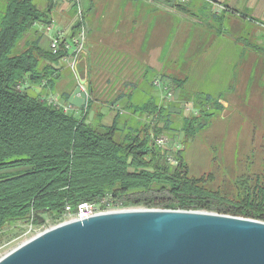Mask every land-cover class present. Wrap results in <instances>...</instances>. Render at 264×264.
Returning a JSON list of instances; mask_svg holds the SVG:
<instances>
[{"label":"trees","instance_id":"trees-1","mask_svg":"<svg viewBox=\"0 0 264 264\" xmlns=\"http://www.w3.org/2000/svg\"><path fill=\"white\" fill-rule=\"evenodd\" d=\"M46 1L41 10L34 0H7L0 19V172L23 169L0 174V241L8 229L29 224L33 215L36 226L47 217L57 223L67 205L77 212L79 204L100 202L108 195L125 209L202 211L264 222V173L254 183L250 177L238 178L235 195H222L208 187V177L190 176L184 151L175 154L178 164L173 166L167 160L170 150L155 145L154 136L167 131L176 136L171 110L177 105H160L152 82L160 76L183 89L186 80L148 70L150 90L141 93L144 99L136 101L133 85L131 93L112 102L115 106L126 100L110 125L104 115L89 122L94 103L90 85L87 106L71 107V112L51 104L45 94L30 93L31 86L53 91L61 76L55 66L61 57L44 48L43 36L34 31L36 23L51 20L57 6L58 0ZM91 6L92 0L86 13ZM175 7L186 11L182 4ZM33 31L36 37L19 49ZM222 99V94L195 93L188 100L198 115L183 119L187 138L209 128L225 110Z\"/></svg>","mask_w":264,"mask_h":264},{"label":"rangeland","instance_id":"rangeland-1","mask_svg":"<svg viewBox=\"0 0 264 264\" xmlns=\"http://www.w3.org/2000/svg\"><path fill=\"white\" fill-rule=\"evenodd\" d=\"M34 1L41 10L47 6L46 0ZM89 1H83L88 27L87 57L85 56L78 65L77 71L63 62L56 64L55 66L60 70L61 76L53 91L48 88L45 92L42 86H31L28 90L33 95L45 94L47 99L65 104L66 96L73 93L80 83V78L85 79L84 89L88 93L92 88L94 101L88 120L89 122H96L100 115H104V118L111 115V118H114L116 111L113 114L109 113L107 111L108 105L116 101L121 93L132 92L134 82H139L141 79L129 75L127 69L124 70L116 63L114 65L89 63L88 48L92 30L91 24L93 23L94 26L99 23L103 25V22L118 19L117 15L124 12L123 5L126 0H92L91 9L86 13ZM155 1L157 3L152 4L151 9L163 10L164 8L160 4L162 0ZM6 2L7 0H0V19ZM130 2H132V6H130L134 7L136 1H127V4ZM175 4H182L186 11L176 10L178 9L176 8L174 9V16L169 14L171 16L168 18L170 20L168 26L171 28L169 39L172 45L175 44V47L170 49L172 61L166 66L165 71L169 75L168 77L186 80V84L183 89H175L169 79L165 81L160 76L158 77L168 87V91L173 93L171 104L177 105V108L171 110L174 126L177 129L174 132L176 136H171L169 131L164 132L163 136L169 138L171 147L177 144L180 150L184 151L190 176L195 178L208 177L210 189L231 197L236 193L235 181L238 178L244 180L246 177H250V181L253 182L255 177L264 173V64L259 61L254 66L256 75L252 80H228L231 76L234 77V73L231 71L234 66L236 64L244 66L249 59V56L241 55V53L247 48L248 41L253 38L249 33L252 30L250 26L244 21L245 26H242V29L240 26H237L236 29L232 27L231 30L228 29L230 19L227 18L223 22L216 19L210 6L205 2L176 0ZM105 9V19L101 20V14ZM242 14L244 13L239 12L240 20L238 23L233 21L230 23L241 25L239 23H243L245 20ZM71 15L73 17L74 11L71 12ZM34 31H37V35H42L45 39V41L42 40V46L46 49L49 48L46 32L44 33L39 26H35ZM34 31L20 41L19 49L24 48L27 40L36 37ZM202 31V34L207 35V38L204 37V43L208 42V44L200 43L201 45H199L197 42L196 36ZM185 36L187 37L185 38ZM96 38L98 37L94 36L93 39ZM201 39L203 38L201 37ZM236 39L240 40L238 44L235 43ZM206 50H209L210 53L203 54ZM210 59L212 62L209 61ZM155 79L151 86L153 90H151L158 98L159 104L167 107L168 102L161 99L163 92L156 90L154 86ZM142 88H146L145 83L142 84ZM205 89L209 90L206 92H212V94H222L228 103L225 104V110L212 121L208 129L193 138H187L182 131L183 119L190 114L184 108L182 109V104L189 102L188 100L195 93L204 92ZM135 95L136 101L139 102L142 99L140 93L135 92ZM111 118L106 119L105 124L110 125L112 123ZM20 171L23 169L2 171L0 174L11 175ZM57 224L47 217L41 225H34V229L44 231ZM28 225L7 230L6 235L0 241V258L33 237V235L23 236Z\"/></svg>","mask_w":264,"mask_h":264},{"label":"water","instance_id":"water-1","mask_svg":"<svg viewBox=\"0 0 264 264\" xmlns=\"http://www.w3.org/2000/svg\"><path fill=\"white\" fill-rule=\"evenodd\" d=\"M86 80L68 98L87 106ZM0 264H264V222L202 211L126 209L72 220Z\"/></svg>","mask_w":264,"mask_h":264},{"label":"crops","instance_id":"crops-1","mask_svg":"<svg viewBox=\"0 0 264 264\" xmlns=\"http://www.w3.org/2000/svg\"><path fill=\"white\" fill-rule=\"evenodd\" d=\"M127 1L131 0H126V3L123 5L124 12L117 15L118 19H112L105 23L103 22V25L100 23L95 26L93 23L91 24L92 30L89 36L88 48L89 63H102L103 65L105 63L112 65L116 63V65L123 67L124 70L127 69L129 75L141 79L139 80V82L141 81L140 83L143 82L146 84L148 70L160 75L167 74L165 68L172 61V51H170V49H174L175 47V44L172 45L171 40L169 39L171 28L168 26V22L170 21L168 18L174 16V9L177 7H175L174 3H171L168 0H162L160 4L164 9L159 11L156 8L151 9L152 4L157 3L155 0H134L136 1L134 7H131L132 2L127 4ZM197 2H205L209 5L215 18L222 22L227 20V18L230 19V22L233 21L236 23L240 20V15L227 12L225 9L226 6L247 15V18L243 20V23H239L241 25H233V22H229V26L227 27L228 29L231 27L236 29L237 26H240L242 29V26L247 24L252 29L249 33L250 36L253 37L252 40L248 41L247 48L241 53V55L249 56L248 61L244 66L242 65L243 67L241 64V67L239 64H236L233 70H231L232 73H234V77L232 78L231 76L228 80L254 79V76L256 75V69L254 66L259 63V61L264 64V0H197ZM54 11V17L51 19L56 20L59 27L67 29L73 21L71 11H67L66 7L61 6L60 4H58ZM105 12L106 9L101 14V20L104 18ZM169 14L171 16H169ZM204 30H206V28ZM202 33L203 31L201 34H197V42L199 45H201L200 43H203L204 45L208 44V42L204 43L207 35ZM94 36L98 38L93 39ZM186 37L187 36H185V38ZM201 37L203 39H201ZM43 40L45 41V39ZM239 41L240 40L236 39L235 43L238 44ZM207 52H209V50L204 51L203 54H206ZM218 54L220 55V53ZM209 61L212 62L211 59ZM166 76L169 75L167 74ZM139 82H134V86L136 87L135 91L140 93V96L144 98L141 93L143 91H147L145 93H148L150 87L148 88V85H146V88L143 89V83L140 84ZM151 89L153 90V88ZM156 90L159 89L156 88ZM206 91L209 90L205 89L204 92L200 93L214 96L217 95ZM124 94L129 93L125 92L120 95ZM153 96L155 95L153 94ZM125 101L126 100L123 99L115 106H112L111 102L108 105L109 107L107 108V111L113 114L116 110L123 108V102ZM221 103L225 107V104H227L228 101L223 97ZM108 118H111V115L105 117L104 121ZM111 119L113 121L114 118Z\"/></svg>","mask_w":264,"mask_h":264},{"label":"built area","instance_id":"built-area-1","mask_svg":"<svg viewBox=\"0 0 264 264\" xmlns=\"http://www.w3.org/2000/svg\"><path fill=\"white\" fill-rule=\"evenodd\" d=\"M83 1L84 0H58L57 3L61 6H65L67 11H74L72 24L67 29L59 27L57 21L53 19L35 24V26L41 27L44 33L46 32L48 35L49 50L51 53L54 56L61 57L60 61L67 64L75 71H77L78 65L82 62L84 57H87L88 27ZM181 1L184 2L185 0ZM154 86L163 92L161 99L166 100L168 104L173 102V93L168 91V87L165 86V83L160 78L155 79ZM49 102L53 105L63 106L66 112L72 111L69 104H59L53 99H49ZM183 108L190 114L189 116L192 114L198 115L197 110H195L191 102L182 104V109ZM76 114L79 115L78 112ZM153 139L157 147L170 150L167 160L171 165L176 166L178 162L175 158V154L180 150L179 145L176 144L171 147L169 138L163 135L157 137L154 136ZM121 210H126L123 207V203L118 199H113L111 195H108L100 202L81 203L78 205L77 212H74L73 206L69 204L66 206L62 217L57 221V225L72 220H83L98 214ZM45 231L46 230L37 231L34 229L33 215L23 236L27 237L33 235V237H35Z\"/></svg>","mask_w":264,"mask_h":264}]
</instances>
